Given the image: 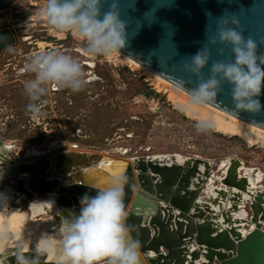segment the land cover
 Listing matches in <instances>:
<instances>
[{
    "label": "water",
    "instance_id": "1",
    "mask_svg": "<svg viewBox=\"0 0 264 264\" xmlns=\"http://www.w3.org/2000/svg\"><path fill=\"white\" fill-rule=\"evenodd\" d=\"M12 1L0 0V7ZM132 2L134 9L129 7L122 17L128 23V39L121 50L173 83L184 81L189 91L196 86L197 78L185 72L184 64L215 32V20L209 18L208 13L217 17L227 10L235 15L245 39H254L264 52V44H260L264 40V0H172L170 7L157 10L156 20L150 25L144 20V13L153 7L155 0ZM127 6V0H121V7L126 9ZM102 10L107 11L108 4ZM137 20L143 21L139 28ZM165 24L172 30L170 36ZM15 41L13 30L0 27V55ZM222 47L223 56L218 54V49H212L213 60L233 58L231 47ZM210 66L203 70L205 77L209 75ZM260 100L264 104V89ZM214 105L264 127V112L234 111L231 86L227 83L222 85ZM52 142L55 145L36 158L14 164L2 151L0 139V160L7 163L4 174L13 177L11 183L4 184H11L27 199L53 194L52 204L44 205L42 212L51 216L53 229H59L62 217L79 214L80 198L85 194L96 195L92 186L102 187L111 176L126 175L128 223L134 227V235L142 244L141 264H264V192L253 194L247 178L238 173L241 166L238 157L230 160L220 179L226 188L216 189L218 197L223 199L231 192L227 198L231 205L219 212L222 203L218 197L211 199V203L198 201L211 175L209 163L201 158L190 157L177 163L173 156L167 164L142 155L132 157L129 162L100 152L67 149L61 138ZM200 165L204 166V171ZM25 173L26 180L18 177ZM243 198L250 221L255 224V229L245 237L234 226L238 219L231 217L232 210L238 209ZM210 204L219 205L218 211ZM219 216L227 228L217 222ZM190 244L195 248L191 250ZM25 255L33 258L36 253ZM7 264H16L14 254L9 253ZM41 264H44L43 257Z\"/></svg>",
    "mask_w": 264,
    "mask_h": 264
},
{
    "label": "clouds",
    "instance_id": "2",
    "mask_svg": "<svg viewBox=\"0 0 264 264\" xmlns=\"http://www.w3.org/2000/svg\"><path fill=\"white\" fill-rule=\"evenodd\" d=\"M108 4V10L103 6ZM127 8L121 7V0H43L39 16L59 33H71L84 41L83 51L91 57H109L120 52L127 43L128 23L122 18L134 2L127 0ZM172 0H155L152 8L144 13L149 25L156 20L159 8L171 6ZM215 20V32L184 64V70L197 78L196 86L188 92L183 111L205 108L218 102L222 85L231 86V97L235 112L259 114L264 112L260 100L264 89V52L251 37L245 39L235 15L227 10ZM143 21L137 20V28ZM171 35V28L165 24ZM264 44V40L260 41ZM222 46H230L233 58L213 60L212 49L224 55ZM9 53L15 46L5 48ZM209 75L203 70L209 66ZM22 72L32 74L25 80L24 91L28 96L27 110L39 115L46 102L50 87L66 88L79 92L87 84L86 71L79 57L68 52L45 50L30 57ZM191 81H189L190 83ZM181 90L186 84L181 81ZM214 126L210 120H198V132H207ZM4 175V161L0 163V179ZM126 175L111 176L102 187L92 186L95 196L85 194L80 198L79 214L70 213L62 217L57 234H42L35 244V257L29 258L31 240L22 239L17 243L16 264H141L142 244L134 235V227L128 223L126 206ZM9 196L0 192V207L7 209ZM51 205L52 201L36 203ZM9 253L5 248L0 253V264H7Z\"/></svg>",
    "mask_w": 264,
    "mask_h": 264
},
{
    "label": "rangeland",
    "instance_id": "3",
    "mask_svg": "<svg viewBox=\"0 0 264 264\" xmlns=\"http://www.w3.org/2000/svg\"><path fill=\"white\" fill-rule=\"evenodd\" d=\"M42 5L36 0H14L0 7V27H9L16 36L12 45L15 51L9 53L4 49L0 55V139L15 145L21 161L28 160L23 158L27 146L44 149L49 142L61 138L67 141L69 149L102 152L122 147L127 150L126 155L113 153L117 158L180 153L216 162L235 156L247 166L264 171V148L248 147L244 141L212 129L198 132L197 121L175 110L164 93L122 63L117 54L91 57L77 53L76 48H84L83 40L71 33H62L59 39L47 22L31 20ZM37 41L50 45L40 48ZM55 46L61 47L55 50L68 52L94 67L84 66L87 84L79 92L50 87L41 114L34 115L27 110L29 99L24 91V82L32 74L18 73L24 65H18L16 70L12 67L23 53ZM152 91L155 94L151 95ZM11 205L26 210L24 199Z\"/></svg>",
    "mask_w": 264,
    "mask_h": 264
},
{
    "label": "bare ground",
    "instance_id": "4",
    "mask_svg": "<svg viewBox=\"0 0 264 264\" xmlns=\"http://www.w3.org/2000/svg\"><path fill=\"white\" fill-rule=\"evenodd\" d=\"M38 3L43 4V0H36ZM35 2V1H34ZM32 3L33 5L35 3ZM37 15H35V18H31L33 21H44L39 16V11H37ZM46 22V21H44ZM54 33V36L57 38H62L63 34L59 32H52ZM51 33V34H52ZM37 46L40 48H43L44 46H49L50 44L44 41H37ZM79 50V49H77ZM117 54L119 57H121L122 63L129 66L131 69L136 70L141 76H144L145 79L150 81L155 89L158 92H162L166 95L167 100L170 102L172 107L182 113L186 118L198 121V120H212L214 122V126L211 128L217 133H220L222 135L228 136V137H238L242 139L248 147H255L258 148H264V127L259 126L257 124H254L252 122H249L239 116H236L227 110L216 106L214 104L209 105L205 108H198L191 111H183L182 106L186 104L188 100V92H191L187 89L181 90L179 87V84L173 83L172 81L162 77L161 75L155 73L151 69L144 66L142 63L137 61L134 57L131 55L123 52L120 50V52L113 53L112 55ZM86 55V54H85ZM111 55V56H112ZM87 56V55H86ZM109 56V57H111ZM89 66H92V63H87ZM91 80V79H89ZM93 80V79H92ZM54 141V140H53ZM64 145L67 147V149L70 148L67 141L63 140ZM55 144L54 142H49L44 149L37 146H27V148L23 151V158L28 159L25 161H30L36 156H38L39 153L42 151H45L48 147H53ZM71 145V144H70ZM72 147H76V145L72 144ZM6 147L10 148L9 151L6 149ZM75 150V149H71ZM2 151L7 155V157L10 158L14 164H19L21 162V159L18 157V153L16 152L15 145L12 144V142H3L2 145ZM127 150L122 147H113L107 150H104L100 152L101 154H106L110 157L116 158V159H123L126 161H132L134 158L128 157V158H117L112 156L113 153H119L120 155H126ZM148 157L154 158V159H160L162 161H165L167 164H170V160H172V157L174 156L177 163H183L185 160L189 159L190 157H185V155H182L180 153H174L173 156H170L166 153H158V154H152V155H146ZM134 157V156H133ZM193 157V156H192ZM200 158L199 156H197ZM194 157V158H197ZM235 156H227L220 160H218L216 163H211L208 160H205L210 165V179L205 185H203V190L200 193L198 197L199 203H208L211 199H214L219 196V194L216 192V189H225V185H223L220 182V179L222 176L226 173L228 166L230 165V160ZM22 158V159H23ZM186 158V159H184ZM202 159V158H201ZM239 159V158H238ZM241 166L238 170V173L240 176H245L250 183L252 187L253 194L257 191L264 192V171L261 170L257 166H247L241 159ZM4 160H0V163H3ZM170 162V163H169ZM214 164V169L211 167ZM7 165V163L4 161V166ZM201 171H204V166L200 165ZM19 178L27 179L28 175L27 173L18 175ZM13 177L7 174L3 175V178L0 179V192L7 193L9 196L7 209H3L0 207V253H4L5 248H7L8 252L13 254L15 251V247L17 246V243L22 239L31 240L30 245V251L29 252H35V244L42 234H57L55 232V229L52 227V220L51 216L43 214V204H36V203H43L47 201L53 200V194L50 195L38 197L34 196L32 199H27L23 194L21 195L20 192L15 191L14 188L11 186V184L6 185V181L12 182ZM231 195V192L227 194L226 199H223L222 197H218L219 200L222 203L219 205L213 206L211 205V208L214 209V211L221 212L220 210H226L231 205L230 201L227 199ZM26 201V210L23 208H20L15 205L17 202H20L21 200ZM245 199L243 198L242 201L239 203V207L236 210H232L231 217L233 219H238L237 224L234 226L236 227L237 231L240 233L242 237H245L248 233L253 231L255 229V224H253L250 221V213L248 212L247 207L244 205ZM217 222L221 225L223 228H227L226 225H223V218L221 216L218 217ZM34 245V246H33ZM191 247V250L195 248L194 244L189 245ZM201 261L203 259L201 258ZM200 263V262H198Z\"/></svg>",
    "mask_w": 264,
    "mask_h": 264
},
{
    "label": "flooded vegetation",
    "instance_id": "5",
    "mask_svg": "<svg viewBox=\"0 0 264 264\" xmlns=\"http://www.w3.org/2000/svg\"><path fill=\"white\" fill-rule=\"evenodd\" d=\"M15 43H16V41H15ZM15 45V44H14ZM57 48H61L60 46H55V47H49V49L48 50H55V49H57ZM77 49H79V50H77ZM42 51H44V50H42ZM74 51H76L77 53H84V51H83V49H81V48H76ZM37 52H40L39 50H37L36 52H33V53H31V52H29L28 54H26V53H23L22 55H20L19 56V59H17L16 60V64L14 65L13 63H8V65H14L13 67H12V70H16L15 68L17 67H19V66H21V65H24L25 66V63H27L28 61V59H30V57L31 56H33V55H35ZM87 55V54H86ZM89 56V55H88ZM15 58V57H14ZM25 58H27V60H25ZM83 63V66H87L88 68H91V67H94V65L93 66H89L87 63H84V62H82ZM19 65V66H18ZM23 69V68H22ZM22 69H20V70H22ZM18 73H20L22 76H26L27 74H30V73H27V72H22V71H20V72H18ZM54 90H57V88L56 89H54Z\"/></svg>",
    "mask_w": 264,
    "mask_h": 264
},
{
    "label": "crops",
    "instance_id": "6",
    "mask_svg": "<svg viewBox=\"0 0 264 264\" xmlns=\"http://www.w3.org/2000/svg\"><path fill=\"white\" fill-rule=\"evenodd\" d=\"M173 154H174V153H171V154H169V155H170V156H173ZM150 155H152V154H150ZM193 156H194V157H197L198 155H193ZM185 157L187 158V157H189V156H185ZM190 157H191V155H190ZM186 158H184V159H186ZM202 159L208 160V161L211 162V163H216V162L218 161V160H217L216 162H214V160L207 159V158H202ZM170 162H171V160H170ZM170 162H169V163H170ZM211 167L214 169V164H213Z\"/></svg>",
    "mask_w": 264,
    "mask_h": 264
},
{
    "label": "trees",
    "instance_id": "7",
    "mask_svg": "<svg viewBox=\"0 0 264 264\" xmlns=\"http://www.w3.org/2000/svg\"><path fill=\"white\" fill-rule=\"evenodd\" d=\"M150 94H151V95H152V94H155V91H152V93H150ZM236 138H238V137H236ZM238 139H240V138H238ZM240 140H242V139H240ZM242 141H243V140H242Z\"/></svg>",
    "mask_w": 264,
    "mask_h": 264
}]
</instances>
